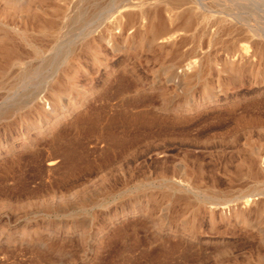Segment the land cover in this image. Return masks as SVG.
<instances>
[{
    "label": "rangeland",
    "instance_id": "1",
    "mask_svg": "<svg viewBox=\"0 0 264 264\" xmlns=\"http://www.w3.org/2000/svg\"><path fill=\"white\" fill-rule=\"evenodd\" d=\"M115 1L102 0V12ZM230 5L260 21L264 29V3L252 8L230 0ZM99 17L90 24L99 23ZM211 19L206 13L194 23L178 51L172 48L168 54L145 55L152 57L149 60L143 56L123 62L112 56V73L93 72L96 94L82 113L29 148H17L23 128L14 120L17 113L26 112L21 104L26 95L17 93L2 103L0 92L4 110L0 112L12 109L14 114L0 122V148L18 149L13 159H0V264H260L264 260L258 256L256 231L264 229V209L251 207L256 228L243 233L234 225L211 222L198 207L215 194L231 198L253 188L262 192L258 196L264 201V176L239 165L246 136L256 140V147L264 145V88H237L229 93V100H237L228 107L186 116L161 109L165 96L159 90L149 91L152 69L168 65L178 69L182 53L201 43L207 29L215 28ZM86 29L88 25L83 32ZM232 34L225 33L215 45L203 44L207 54L226 56ZM51 158L57 163L48 167ZM183 168L196 179L194 189L173 188ZM145 204L149 209L140 213Z\"/></svg>",
    "mask_w": 264,
    "mask_h": 264
},
{
    "label": "bare ground",
    "instance_id": "2",
    "mask_svg": "<svg viewBox=\"0 0 264 264\" xmlns=\"http://www.w3.org/2000/svg\"><path fill=\"white\" fill-rule=\"evenodd\" d=\"M239 1L252 8L264 3V0ZM229 2L230 0H159V4H152L146 0H116L112 7L102 12L105 8L102 0H0V92L4 93L2 103L17 93L26 95L21 103L26 112L17 113V118L14 119L23 128L17 148L21 150L36 145L40 139L49 137L55 127L89 105L92 95L96 94L93 72L112 73L114 67L109 64L112 56L123 62L124 59H140L147 54L156 55L157 52L168 54L172 48L178 51L180 45L188 39L194 23L203 20L206 13L210 14L215 28L207 29L203 40L198 41L201 43L182 53L178 69L174 65L152 69L149 91L159 90L160 95L165 96L162 99L166 100L161 103L160 108L184 116L192 111L219 110L237 100V97L234 101L233 98L229 100V93L231 96L237 88H264V29L260 27V21L244 11L234 10ZM182 6L185 7L183 11H175ZM97 14L100 22L93 21L90 24ZM108 16L111 18L106 20ZM102 23L104 26L100 25ZM84 25H88V29L83 32ZM96 26L99 27L97 32ZM100 27L103 28L100 30ZM227 32L233 33L234 38L227 44L226 56L218 59L207 54L205 46L221 42ZM50 65L51 68L46 69ZM215 75L216 78H213ZM46 78H49V82H43ZM19 89H23V92ZM0 110L4 111L1 104ZM13 115L12 109L0 112V122ZM244 116L241 112V117ZM245 140L240 148V152H243L240 154L243 155L240 167L252 174L264 176V145L256 147V140H248L247 136ZM17 148L14 145L1 147L0 159H13ZM56 159L51 158L47 162L48 167L55 165ZM244 169L241 171L244 172ZM184 171L179 180L172 182L176 190H191L196 187V179L189 171ZM186 184L188 187L184 186ZM256 191L253 188L231 198H220L215 194L209 201L200 202L198 207L207 212L211 222L219 220L225 226L234 225L241 232L249 233L256 228L255 222L250 218L251 213L249 214L251 207L258 205L259 210L264 209H260L262 200L258 196L262 192ZM147 204L142 205L138 211L144 213L149 209ZM135 211L137 210L134 209L133 212ZM263 230L258 227L256 230L260 261L264 257ZM263 262L264 260L261 263Z\"/></svg>",
    "mask_w": 264,
    "mask_h": 264
}]
</instances>
